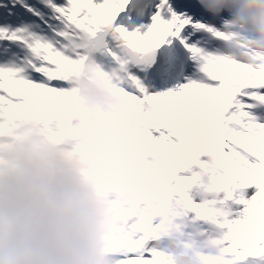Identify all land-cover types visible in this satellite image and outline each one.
<instances>
[{
    "label": "snow or ice",
    "instance_id": "6c2138e0",
    "mask_svg": "<svg viewBox=\"0 0 264 264\" xmlns=\"http://www.w3.org/2000/svg\"><path fill=\"white\" fill-rule=\"evenodd\" d=\"M214 8V0H0V126L16 112L54 118L75 95L83 53L95 52L156 157L183 163L181 153L167 155L177 147L169 128L177 120L191 128L215 160L238 264H264V71L225 52L227 13ZM206 97L202 125L188 101Z\"/></svg>",
    "mask_w": 264,
    "mask_h": 264
},
{
    "label": "clouds",
    "instance_id": "9594fccd",
    "mask_svg": "<svg viewBox=\"0 0 264 264\" xmlns=\"http://www.w3.org/2000/svg\"><path fill=\"white\" fill-rule=\"evenodd\" d=\"M241 30L259 21L264 0H214ZM264 71V63L260 65ZM116 85L87 71L74 84L70 108L54 118L16 112L0 126V264H120L119 237L147 154L134 113ZM196 155L210 167L204 146ZM159 239V237H155ZM169 264H231L196 238L172 233Z\"/></svg>",
    "mask_w": 264,
    "mask_h": 264
},
{
    "label": "rangeland",
    "instance_id": "374dc122",
    "mask_svg": "<svg viewBox=\"0 0 264 264\" xmlns=\"http://www.w3.org/2000/svg\"><path fill=\"white\" fill-rule=\"evenodd\" d=\"M3 2H7V0H3ZM99 67L101 68L100 73L104 76H106V71L105 68L103 67L102 64H99ZM107 77V76H106ZM193 99H190L188 101V106L191 105L193 106ZM68 105V104H66ZM68 107V106H66ZM68 110V109H67ZM203 146V145H202ZM201 147V146H200ZM188 151V148H187ZM183 163H180V165H184L185 166V170H188L190 172V178L194 181V184L196 185L197 188V192H196V196L193 199V201L186 205L183 206L181 205V207H178L176 210V217H185L187 222H190L192 227L189 230V236L195 237L196 241L200 242V237L202 236V232L206 229L211 228L214 225H222L225 226L227 224V221H221V222H217V223H209L207 224V226H199L197 229H195L194 226V221L196 219V221H198V217L199 215H204L206 220L209 221L210 217H214L220 210V207L223 205L224 201L222 200V202L217 203V204H212L210 203V195H209V190L208 189H204L203 184H201L202 179L197 178L196 177V172L199 171L201 174V177H203L204 179L207 178L208 176V171L206 170V167L203 166L205 165L206 160L205 159H200L197 157L196 154H192L190 152H187L183 157H182ZM203 166V167H202ZM213 170L217 171L214 167H212ZM204 170V172H202ZM204 173V174H203ZM143 180V179H141ZM174 204H176V202H174ZM230 229V228H229ZM227 230L228 232L231 230ZM220 230V227H219ZM123 238H127V237H123ZM212 239V238H210ZM122 240H125L126 243H129L128 239H121L120 242ZM150 239H147L145 242H136V237H132L131 241L134 244V246L137 247H141L144 248L145 245H147V241H149ZM208 238H205L204 240V245L206 247V252L210 253L208 251L209 248L211 249H215V245L211 242H208ZM142 243V244H140ZM127 245V244H126ZM124 245V246H126ZM128 246V245H127ZM169 245H166L165 250H167L169 247ZM203 245H201L199 243V247L202 248ZM150 249L152 250V252H158L157 248H156V244L153 242V244L150 246ZM145 255V254H144ZM148 255V254H147ZM150 255V254H149ZM141 259H143V257H140L138 259H136L139 262H141ZM123 264V261L120 263Z\"/></svg>",
    "mask_w": 264,
    "mask_h": 264
},
{
    "label": "bare ground",
    "instance_id": "6f19581e",
    "mask_svg": "<svg viewBox=\"0 0 264 264\" xmlns=\"http://www.w3.org/2000/svg\"><path fill=\"white\" fill-rule=\"evenodd\" d=\"M61 107H62V106H61ZM61 107H59V108H61ZM55 117H56V116H55ZM142 183H143V185L149 187V188L153 191V193L155 194V196H157L158 198L165 197L163 194H161V192H160V191H161L160 188L157 187V186L155 185V182L152 181L151 179H149V178H144V179L142 180ZM147 207H149V205H145V206L138 205V211H137V213H138L139 215H148V214H151V213H156V214H159L160 216H164V213L159 212L158 210H156L155 206H150L149 208H147ZM145 208H147V209H145ZM166 215H168V214L166 213L165 216H166ZM126 216H127V217H130V213L128 212ZM148 232H149V231H148Z\"/></svg>",
    "mask_w": 264,
    "mask_h": 264
}]
</instances>
